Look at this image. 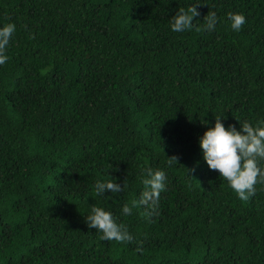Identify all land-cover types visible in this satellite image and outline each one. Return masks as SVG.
Here are the masks:
<instances>
[{"label":"trees","instance_id":"obj_1","mask_svg":"<svg viewBox=\"0 0 264 264\" xmlns=\"http://www.w3.org/2000/svg\"><path fill=\"white\" fill-rule=\"evenodd\" d=\"M197 3L196 25L215 11L216 30L173 32ZM228 13L245 16L240 31ZM7 23L0 264H264V185L240 200L199 145L215 116L237 131L264 122V0H0ZM145 167L167 176L151 223L122 213ZM111 178L124 190L97 196ZM92 206L134 242L101 240Z\"/></svg>","mask_w":264,"mask_h":264},{"label":"clouds","instance_id":"obj_2","mask_svg":"<svg viewBox=\"0 0 264 264\" xmlns=\"http://www.w3.org/2000/svg\"><path fill=\"white\" fill-rule=\"evenodd\" d=\"M198 5L200 4L189 5L187 9L179 8L171 17V30L177 33L192 30L215 31L219 23L215 11H208L202 25L198 26L194 22V17L200 15L197 10ZM227 21L230 22L233 31H240L246 23V18L239 13H228ZM15 32L14 23L0 27V65H4L9 59L6 54L7 48ZM223 119L224 115L215 116L214 126L208 128L200 137L199 145L203 159L210 170L219 172L220 177L228 182L229 187L236 192L240 200L247 202L256 194V185L258 183L264 185V122H258L257 126H253L245 121L240 123L241 130L237 131L231 125L226 129L221 122ZM167 163L169 166L177 164L178 157H167ZM186 172L187 174L194 172V168L186 169ZM142 173L144 190L139 199L131 202V206L125 204L122 207V213L131 215L133 208L140 207L143 209L142 216L145 221L151 223L154 222L151 218L159 215L161 193L166 190L167 176L163 170H153L151 167H145ZM124 184L123 186L117 184L114 178L97 180L94 184L95 194L103 196L106 191L112 194L121 193ZM86 223L89 228L102 233L101 240L115 241L118 244L133 243L135 240L125 224L118 223L113 213L101 207L92 206L91 214L86 217Z\"/></svg>","mask_w":264,"mask_h":264}]
</instances>
